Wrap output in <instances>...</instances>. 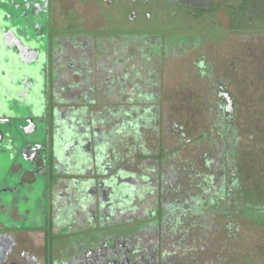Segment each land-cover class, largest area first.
I'll use <instances>...</instances> for the list:
<instances>
[{
	"label": "flooded vegetation",
	"instance_id": "flooded-vegetation-1",
	"mask_svg": "<svg viewBox=\"0 0 264 264\" xmlns=\"http://www.w3.org/2000/svg\"><path fill=\"white\" fill-rule=\"evenodd\" d=\"M88 3L95 5L92 14L98 18H93L104 21L103 25L84 23L87 18L81 10ZM193 9L202 21L208 12H215L208 0H0V172L4 162L11 161L10 182L0 188V264H177L163 257L167 253L165 241L171 246L166 232L146 237V233L129 235L127 231L125 235L127 223H113L117 212L114 208L122 206L126 211V184V188L115 187L116 193L112 194L110 183L90 184L89 179L82 184L59 182L63 166L71 168L74 158L79 162L86 159L92 144H99L97 157L102 156V143L109 142L105 134L90 132L98 121H87L85 116L96 109L110 113L111 105L98 97L112 95L114 89L124 90L126 80L132 76L128 69L123 70L132 56L130 41L121 47L124 55L116 51L115 63L107 67L102 61L110 50L84 45L81 35L91 31L147 33L155 38V45L141 56L151 60L156 53L166 54L178 47L188 49L195 40L202 42L201 36L187 30ZM212 17L216 21V16ZM178 22L184 23L185 31H168L169 27L175 29ZM133 23L138 24L132 26ZM141 44L142 48L133 51L135 55L145 52L144 42ZM97 71L106 78L101 94L98 91L102 82L95 83ZM217 90V107L228 124L234 101L221 80ZM117 111L124 109L119 106ZM228 154L222 164L224 170L230 168ZM38 179L45 187L39 197L43 202L42 207L39 205L41 219L35 221L28 218L27 207L15 202L26 198L29 194L25 191L35 187ZM232 187L239 196L235 182H224L222 198L215 200L220 211L224 202L225 208L237 207ZM225 190L230 191V196ZM5 193L11 201L2 196ZM229 197L232 198L226 202ZM26 223L31 228L20 226Z\"/></svg>",
	"mask_w": 264,
	"mask_h": 264
},
{
	"label": "rangeland",
	"instance_id": "rangeland-1",
	"mask_svg": "<svg viewBox=\"0 0 264 264\" xmlns=\"http://www.w3.org/2000/svg\"><path fill=\"white\" fill-rule=\"evenodd\" d=\"M94 7L92 3L84 9L81 7L87 18L84 23L101 26L104 21L93 18L97 17L92 14ZM198 13L196 9L192 10L191 27L187 30L193 36H201L202 42L195 43V40L193 47L188 49L178 47L166 54L156 53L151 60L141 56L147 55L150 47L155 45V38L151 39L147 33L138 35L139 32H130L127 35L91 31L81 35L80 42L84 45H92L96 50L100 46L104 52L105 48L110 50L102 61L107 67L115 63L116 51L123 54V43L130 41L128 49L132 56L123 70L128 69L132 76L126 80L128 83L124 90L114 89L112 95L106 93L98 97L101 102L111 105L110 113H100L96 109L85 116L87 121H98L91 126L90 132L96 130L98 135L105 134L104 138L109 142L102 143V156L97 157L99 144H92L86 159L79 162L74 158L70 161L71 168L63 166L65 171H62L64 174L59 183L82 184L85 179H89L90 184L110 183L112 194L116 193L115 187L126 184L129 190L128 196H124L128 202L126 211L118 206L114 208L117 212L113 216L114 224L127 223L123 230L125 235L127 231L133 235H145L141 231L142 225L152 220L153 214L160 213L163 207L185 205L188 218L179 225V232L174 229V222L169 221L165 226V235L171 244L168 246L164 240L167 253L163 257L166 259L169 257L181 264H264V213L248 212L251 206L264 204V92L257 84L264 82V74L244 73L258 78L250 80L248 76L244 77L247 85L248 81L255 84L250 90L239 81V85H234L231 39L226 40L223 46L220 42L224 38L223 30L217 27L213 13L203 21L202 18L197 19ZM176 26L175 29L169 27L168 31H176V34L185 31L184 23L178 22ZM143 42L145 52H136L135 55L133 51L140 46L142 48ZM110 55H113L112 59ZM96 76L95 83L102 82V89L98 91L101 94L105 90V74L97 71ZM220 80L234 101V112L230 114L228 124L222 110L217 107V83ZM260 92L262 95L257 94ZM119 106L124 111H117ZM142 115L150 120L136 122ZM123 122L140 126L124 128ZM229 127L233 132L231 144L234 145V154L228 159L230 168L224 170L222 164L225 156L228 157L225 139L229 137ZM10 168L11 161L7 159L1 167L0 188L10 182ZM234 173L242 188L240 196H237L235 187H232L237 207L225 208L224 202L223 211L203 209L202 206L212 207L216 198H222V184L233 185L231 178ZM10 178L14 179L11 175ZM44 187L45 183L38 179L35 187L22 189H27L25 194L29 195L15 202L27 207L30 210L28 218L35 221L41 219L42 208L39 205L42 207L43 202L39 197ZM2 196L12 200L6 193ZM210 197L213 200H209ZM186 202L191 204V208L188 209ZM64 205L65 202L61 206ZM193 205L200 208L192 211ZM173 208L174 213L179 212ZM20 226L31 228L28 223ZM144 247H147L145 243Z\"/></svg>",
	"mask_w": 264,
	"mask_h": 264
},
{
	"label": "crops",
	"instance_id": "crops-1",
	"mask_svg": "<svg viewBox=\"0 0 264 264\" xmlns=\"http://www.w3.org/2000/svg\"><path fill=\"white\" fill-rule=\"evenodd\" d=\"M208 1L215 7V12H208V16L213 13L217 27L223 30L224 38L220 42L223 46L226 40L231 39L232 42L234 85L242 82L246 87L244 77L248 76L250 80L258 78L244 73H252L254 76L257 73L264 74V0ZM257 84L264 92V82ZM253 85V82L248 81L247 89L250 90ZM257 94L262 95L261 92Z\"/></svg>",
	"mask_w": 264,
	"mask_h": 264
},
{
	"label": "trees",
	"instance_id": "trees-1",
	"mask_svg": "<svg viewBox=\"0 0 264 264\" xmlns=\"http://www.w3.org/2000/svg\"><path fill=\"white\" fill-rule=\"evenodd\" d=\"M150 119H148L147 117H145V115H142V117L140 118H137L136 122L138 121H149ZM132 124V125H131ZM130 126H135L136 128L140 126V124L138 123H135L133 124L132 122H130L129 124H126L124 126V128H128ZM231 127L228 128L227 130V136L228 139L226 141V146H228V149H227V153L228 155H230V157L234 154V145L231 144L233 142V132L231 131ZM228 144V145H227ZM227 159V158H226ZM228 160V159H227ZM232 164H234V162H232ZM235 174V173H234ZM160 180H162V177L160 176L159 178ZM234 180L235 184H236V187H238L237 189V192L240 196V191L242 190L241 188V185L238 183L239 181H237L235 179V175L232 176L231 178V181ZM226 191V194H228L230 196V191ZM237 195V194H236ZM232 197H229L228 199H226L225 201L227 202V200H230ZM209 200H213V198H208ZM216 200V199H215ZM216 202V201H215ZM212 203H214L212 201ZM187 204L188 206V209L191 208V204L190 203H185ZM183 205V204H182ZM202 206V205H201ZM177 208L179 210V212L177 213H174L172 210H174V208ZM185 205L181 206V205H171L169 207H163L161 209V212L160 213H155L153 214L154 218L152 220H149L147 222H145L143 225H142V229L141 231L146 233L147 235L151 234V233H161V234H164L166 232L165 230V226L168 224L169 221H171V223H175V228H177L176 232L178 233V227L179 225H182L184 224V222L186 221L185 219L188 218V213L187 211L185 210ZM207 209L208 210H214V211H217V210H220V207L217 205V203H215V205H212V207H210L209 205H206V206H202L203 209ZM228 207V206H227ZM193 210L192 211H195V208H200V206L198 207H195L194 205L192 206ZM248 212H255L256 214H260L261 213H264V204H260V205H257V206H251V208L249 209ZM172 217H175V219H173ZM140 231V230H139ZM129 235H133L132 232L128 233ZM183 261V259H181ZM186 259H184V262H185ZM181 261V262H182ZM177 264H181V263H178L177 261Z\"/></svg>",
	"mask_w": 264,
	"mask_h": 264
},
{
	"label": "water",
	"instance_id": "water-1",
	"mask_svg": "<svg viewBox=\"0 0 264 264\" xmlns=\"http://www.w3.org/2000/svg\"><path fill=\"white\" fill-rule=\"evenodd\" d=\"M0 35L3 37V29L0 27ZM3 44V43H2ZM19 54V53H18Z\"/></svg>",
	"mask_w": 264,
	"mask_h": 264
}]
</instances>
